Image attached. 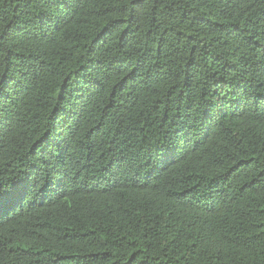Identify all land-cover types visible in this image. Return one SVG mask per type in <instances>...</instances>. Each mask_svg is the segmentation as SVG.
I'll use <instances>...</instances> for the list:
<instances>
[{"label": "trees", "instance_id": "trees-1", "mask_svg": "<svg viewBox=\"0 0 264 264\" xmlns=\"http://www.w3.org/2000/svg\"><path fill=\"white\" fill-rule=\"evenodd\" d=\"M0 264H264V0H0Z\"/></svg>", "mask_w": 264, "mask_h": 264}]
</instances>
